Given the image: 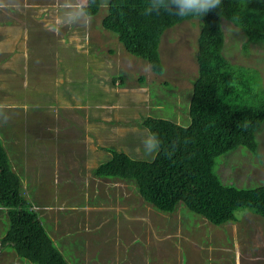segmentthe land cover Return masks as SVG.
<instances>
[{
  "label": "rangeland",
  "instance_id": "1",
  "mask_svg": "<svg viewBox=\"0 0 264 264\" xmlns=\"http://www.w3.org/2000/svg\"><path fill=\"white\" fill-rule=\"evenodd\" d=\"M16 2L18 8L0 10V22L11 23L13 30L25 28L27 38L15 44L23 56L0 66V104L8 106L10 117L0 125V139L23 195L44 218L65 260L264 264L263 216L241 209L236 221L214 225L182 202L173 212L160 211L142 199L131 181L93 171L110 158L109 148L132 158L154 157L143 151L149 134L141 125L144 117L190 123L201 21L185 20L163 32V72L158 74L103 28L108 10L102 5L90 27L54 32L59 0ZM221 26L223 55L253 69L264 87V45L247 43L244 31L229 20L222 19ZM255 136V152L239 147L216 158L226 185L244 190L264 185V123ZM6 216L0 208V264H30L1 246Z\"/></svg>",
  "mask_w": 264,
  "mask_h": 264
},
{
  "label": "trees",
  "instance_id": "2",
  "mask_svg": "<svg viewBox=\"0 0 264 264\" xmlns=\"http://www.w3.org/2000/svg\"><path fill=\"white\" fill-rule=\"evenodd\" d=\"M147 3L108 0L102 26L117 36L127 52L143 58L161 74L159 45L163 32L185 20L201 21L190 123L142 118L141 125L160 138V150L151 160H143L109 148L110 158L98 164L94 174L133 182L142 199L160 211L173 212L182 202L214 225L236 221L235 213L241 209L264 217V185L236 189L226 185L216 170V158L222 154L239 147L255 152V133L264 123V87L253 69L232 64L223 55L221 21L229 20L243 30L247 43L264 45V0H222L221 7L201 18L145 15ZM100 7L101 0H97L90 8L91 15ZM173 141L177 142L176 149L168 156L166 149ZM21 185L0 139V208L7 215L2 246L30 264H69L45 230L44 218L23 195ZM70 262L76 264L75 260Z\"/></svg>",
  "mask_w": 264,
  "mask_h": 264
},
{
  "label": "clouds",
  "instance_id": "3",
  "mask_svg": "<svg viewBox=\"0 0 264 264\" xmlns=\"http://www.w3.org/2000/svg\"><path fill=\"white\" fill-rule=\"evenodd\" d=\"M96 3L97 0H59L60 16L56 25L51 30L58 32L62 27L73 25H79L84 28L90 27L93 20L90 8L96 5ZM101 5L107 8L108 0H101ZM221 5L222 0H148L144 14L159 15L164 13L178 18H201L212 9L221 7ZM12 7H19L16 0H0V10L7 11ZM8 112V106L0 104V125L8 123L10 118ZM142 144L144 154L149 157L157 153L161 147L160 138L155 133H149L143 139ZM176 145L177 142L173 141L168 149H166V155L171 156L176 149Z\"/></svg>",
  "mask_w": 264,
  "mask_h": 264
},
{
  "label": "crops",
  "instance_id": "4",
  "mask_svg": "<svg viewBox=\"0 0 264 264\" xmlns=\"http://www.w3.org/2000/svg\"><path fill=\"white\" fill-rule=\"evenodd\" d=\"M6 26H8V30L6 29ZM11 28H12L11 23L8 22V24H5L4 22H0V66L9 64L13 60V59L8 60V58L19 57L22 55V53L17 52V50L20 47L17 48L15 44L17 42H21L23 38H27L26 31L24 30L25 28L24 29L22 28L23 31L22 30L18 31L17 29L13 30ZM23 54H25V52H23ZM134 220L139 221L138 218ZM116 244H118L119 247L121 246L120 243H116Z\"/></svg>",
  "mask_w": 264,
  "mask_h": 264
}]
</instances>
